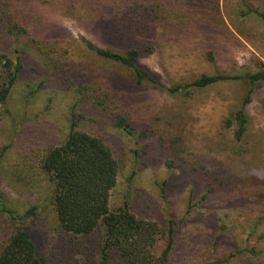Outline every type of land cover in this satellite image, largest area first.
Masks as SVG:
<instances>
[{"label":"trees","instance_id":"1","mask_svg":"<svg viewBox=\"0 0 264 264\" xmlns=\"http://www.w3.org/2000/svg\"><path fill=\"white\" fill-rule=\"evenodd\" d=\"M11 1L0 0V112L34 61L45 65L48 70L44 77L57 88L58 83L67 87L70 82L78 102L61 142L38 134L32 148L20 152L23 167L16 168L12 180L20 200L14 201L0 185V264H171L178 251L175 240L179 225L175 219L140 216L129 201L111 210L120 164L107 141L80 129L87 117L80 103L92 109L91 115L110 118L112 126L128 137H135L138 131L140 139L153 136L149 148L158 153V147L165 148L159 140V128L151 124L153 120H142L140 114L152 90L161 88L170 96L194 97L218 85H245L248 91L240 95L238 106L222 119L223 128L232 131L234 144H243L250 137L253 120L249 107L257 100L264 109L260 91L264 62L254 57L242 68L235 54L236 49L245 47L243 41L256 51L264 48L263 1H238L237 21H252L263 27L261 35L254 34L259 36L257 44L247 34L229 29L221 13L211 15L207 10L203 14L211 18L208 25H193L190 16L173 15L172 8L163 7L160 0H102L95 16L85 13V8L92 6L88 1L87 6H80V0L51 2L46 12L59 14L66 6L68 11L75 10L79 17L75 19L89 37L79 40L64 30L60 36V24L27 30ZM213 1L220 8V0ZM215 18L222 23V33L213 28ZM191 40L205 45L192 49ZM221 41L225 44L218 47ZM79 44L110 66H100L96 58H84ZM221 49H225V57H221ZM193 55L209 66L224 68L190 72ZM150 57L157 59L159 74L143 64ZM258 139L249 150L231 152L223 148L217 152L223 160L218 158L211 164L206 159L191 158L186 147L180 151L172 147L168 156L153 162L154 167L165 170L164 176L151 181L144 177V186L163 208L171 204L177 191L189 209L194 202H219V207H213L217 215L221 214L219 222H224L226 215L237 223L235 215L241 216L244 211L255 217L249 228L236 225L231 232L227 228L230 235L226 226L213 228L209 236L212 259L203 264H264V230L258 228L264 223V134ZM38 187L45 190L44 194L35 201L28 200ZM154 188L157 195L151 193ZM213 208L210 205L205 211ZM50 214L53 226L47 222ZM262 230L257 239L251 238L249 233ZM100 231L102 240L98 246L92 245L93 236ZM161 240L165 241V250L158 254ZM183 252L186 254L180 253L181 264H187L190 254L186 248Z\"/></svg>","mask_w":264,"mask_h":264},{"label":"rangeland","instance_id":"2","mask_svg":"<svg viewBox=\"0 0 264 264\" xmlns=\"http://www.w3.org/2000/svg\"><path fill=\"white\" fill-rule=\"evenodd\" d=\"M56 1L59 0H12L10 4L16 10V14L24 21L23 27L27 30L34 28L49 29L53 24H60V36L62 35L61 30H64L79 40L89 38L84 31L83 24H79V19H75L79 18L76 13L74 14L75 10L73 12L68 11L69 6H66L62 13L58 12L59 14L46 12L47 9L51 8L50 3ZM87 1L92 6L85 5ZM101 1L80 0L79 5L87 6L85 13L95 16L96 13H99L98 4ZM160 1H162L163 7L172 8L173 15L179 17L182 13H186L187 16H190L193 25L197 22L208 25L211 18L207 16L208 19H206L203 13L206 14V11L209 10L211 15L221 13L219 15L228 20L229 29L247 34L250 38H253L252 42L254 43L259 41V36L254 34L261 35L263 32V27L254 24L252 21L247 24H240L237 21L236 16L240 12V9H238L239 0H220V8H217L218 4L214 3L213 0ZM262 1L264 3V0ZM34 3L38 8L31 7ZM63 4L65 3L63 2ZM256 4H260V2H256ZM66 12H72V14ZM77 13L81 15V12ZM47 15L48 17H46ZM213 24V28L220 30V33H222V23L219 18L213 19ZM245 42L243 41L245 47L236 49L235 60L239 66L242 68L247 67L254 60V57L264 62V48L259 45L262 51H256L251 44ZM224 44L225 42L221 41L218 47H222ZM204 45L205 43L199 40H191L192 49ZM15 47L16 45L12 43V48L15 49ZM79 50L81 54H84V58H90V61L96 58L86 50L83 44H79ZM219 52L221 57H225V49H221ZM97 61L102 67L110 66L102 60L97 59ZM32 64L33 67L27 68L26 75L20 79L10 100L0 112V159L3 162L0 185L14 201L20 200L14 189L15 183L12 181L16 168L23 167H20L21 160L19 156L22 155L20 152H24L26 149L30 150L34 140L35 142L38 141V134L46 135L52 140L51 142H61L66 128H69L68 122L71 119V112L78 102L73 88L71 89L70 82L66 84L68 88L60 83H58L59 88H57L50 82L49 78L44 77L47 75L48 70L45 71L44 64L40 66L37 61L32 62ZM143 64L155 73H160L158 61L155 57L144 59ZM184 66L185 64H183ZM189 67L188 70L194 73L217 68L207 65L196 55L192 56ZM218 68L223 70L224 67ZM163 84L168 85L166 81H163ZM247 91L248 87L245 85H218L212 90L199 92L194 97H185L182 95L170 96L161 88L152 90L151 98L146 101V107L142 108L140 114L142 120H153L154 123L151 124L157 125L159 128V140H162L161 146L165 144V148L158 147V153L150 149L152 143L149 141L153 139V136L140 139L141 133L138 131L135 137H128L112 126L110 118L106 119L100 115H91L92 109L88 105H84V102L80 103V110L83 108V111L87 113L85 114L82 111L87 117L80 123V129L107 141L120 164L118 185L111 193V210H116L123 206L126 201H129L130 204L135 206L136 213L140 216H152L160 221L166 218L175 219L179 225L178 237L175 240L178 251L173 255L171 264L184 262L179 256L183 257L180 253H184L183 249L185 248L188 249L190 254L187 264H203L206 260L212 259L209 236L213 228L218 225L223 229L226 226V231L230 235L232 233H229L227 228L231 232L236 225H239V227L245 225L249 228L255 222V217L246 211L241 216L235 215L237 223H233L234 217L229 218L226 215L223 216L224 222H219L221 214L217 215L216 209L213 208L214 206L219 207V202L216 205L209 202H194L192 203L193 208L189 209L187 203L183 204L180 201L177 191H175L172 201L170 200L171 204L163 208L159 199L155 196L151 197L144 186V182H146L144 177L151 181L154 177L160 179L164 176L165 170L161 167H154L156 163L153 162H157L163 156H168V150L172 147L174 149L178 148L179 151L186 147L187 155L191 158L206 159L207 163L211 164L212 161H217L218 158L220 161L223 160V156L217 154L223 148H227L231 152H234L235 149L249 150L251 146L258 143V138L264 134V109L261 107L260 101L255 100L249 107L253 120L249 130L250 137L243 144L235 145L232 131L222 126V119L226 115H231L235 107L238 106L240 95L243 92V95H245ZM260 91L264 96V86L261 87ZM200 102L203 103L202 106ZM191 108H194V111H191ZM169 143H172V145H169ZM37 146L41 145L37 143ZM153 149L155 148L153 147ZM135 151H138L139 155ZM144 163L149 164V166L145 167L146 164ZM143 170L144 172H142ZM135 173L137 176H134ZM44 191L43 188L38 187L34 191V195L26 199L35 201L44 194ZM151 193L157 195L156 189L154 188ZM203 194H205V190L201 191V195ZM182 200L185 201L186 198ZM208 205H211L214 211L213 209L209 210L210 212L205 211L209 207ZM262 221L264 222V219ZM47 222L53 226L54 217L51 214L47 216ZM258 228L264 230V223L262 227ZM263 230L249 234L252 239H257L261 236ZM101 240L100 231L93 236L92 245L98 246ZM164 250L165 241L161 240L157 245L158 254Z\"/></svg>","mask_w":264,"mask_h":264}]
</instances>
